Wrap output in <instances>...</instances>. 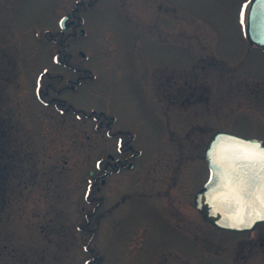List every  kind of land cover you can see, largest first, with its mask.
Instances as JSON below:
<instances>
[{
  "label": "rangeland",
  "instance_id": "rangeland-1",
  "mask_svg": "<svg viewBox=\"0 0 264 264\" xmlns=\"http://www.w3.org/2000/svg\"><path fill=\"white\" fill-rule=\"evenodd\" d=\"M250 2L0 0V264H264V224L214 242L192 207L184 216L195 229L177 230L142 187L161 175L191 202L207 179L202 153L213 131L264 139V51L247 39ZM76 3V36H58ZM163 20L183 70L197 54L181 46L200 49L196 104L183 81L165 92L153 65ZM91 110L129 131L144 160L164 154L156 171H125L103 185L97 163L115 143L86 118Z\"/></svg>",
  "mask_w": 264,
  "mask_h": 264
},
{
  "label": "flooded vegetation",
  "instance_id": "flooded-vegetation-1",
  "mask_svg": "<svg viewBox=\"0 0 264 264\" xmlns=\"http://www.w3.org/2000/svg\"><path fill=\"white\" fill-rule=\"evenodd\" d=\"M90 5L91 3L85 6L84 8L87 9L88 6ZM75 10H77V8H75ZM69 15L70 17L65 23L67 26L66 29L64 31L58 30L57 31L58 36H62L64 34H66L68 37L76 36L75 30L78 26H80L81 18L77 16L74 12H71ZM169 16L170 15L167 13L166 15H164V17H169ZM160 25H161L160 26L161 28H164L163 37L165 40H164V44L162 43L163 45L160 44V47L163 49H159V56L154 60L153 65L157 66L159 70L163 71V73L161 72L162 74L160 75H163L162 80H164L165 92L171 94L172 90L176 91L177 88H173V86L177 87L176 82L183 81L184 82L183 85H185L184 86L185 89L183 91L185 92V90L188 91L192 89V92L189 91L188 93L189 94L188 98L190 99L193 97L192 103L196 104L198 101L194 99V96H196V94L200 91V87H201L199 86L198 81L201 80V78L203 79L205 76V66H204L202 58L198 54L200 53V49L193 51V50H188L186 46L180 45L182 48H184V49L181 48L182 51L191 55L192 57L194 53L197 54L196 61L193 62V59H192L190 67L189 68L187 67L186 69L183 70L181 68L182 63L177 62V61L176 62L172 61L171 55H172L173 49H172V43H171L172 36H171L170 29L173 28V26L167 24L165 20H163V23ZM158 26L159 25L152 26V28H157ZM154 32L160 33V34L162 33L161 31L159 32L154 31ZM59 42H61L60 39H59ZM251 46L254 47L253 45ZM179 70L181 72H179ZM74 71L81 72V70L79 69H75ZM172 72H175V74L177 75L176 78H173ZM84 78L85 77H82V79ZM76 82L79 83V80ZM195 82H197V84ZM66 83L68 84L70 83V81L66 80ZM194 84H196V88H194ZM75 85L69 84L67 87L69 89H74ZM200 85H204V84H200ZM202 94H203V91H202ZM168 111L169 110H166V113H168ZM199 113H201L200 115L201 120L199 119L198 121L203 122V120L205 119L204 113L203 111ZM170 114L171 113L166 115V117H169ZM85 116L86 118L88 117L93 118V120L97 122V126L104 131L105 137L108 140H113L115 143V146L113 148V153H110L108 149H106L100 163L97 165V167L100 168L102 172L100 182L103 185L106 184L108 179L111 178L113 175H120V174H123L125 171L135 172L137 174H142L148 168H149L150 174H153L152 171H156L155 167L153 166L158 165L160 163L159 161L161 160L160 157H164L165 156L164 154L161 156L160 154L158 155V153H156L155 156L156 157L159 156V158L156 159V157L155 158L153 157L152 160H144L142 152L139 149L134 147L135 138L131 135L129 131L119 129V128L115 129L116 126H115L114 118L111 117L109 114H106L103 111L96 112L94 110H91L90 114L89 115L85 114ZM186 121H187V124H190L188 120ZM167 122L169 124L171 123V126L173 125V123H177L176 121L173 122V120L167 121ZM219 130H225V131L235 133L228 129H219ZM219 130L213 131L211 135L209 136V138L207 139V141L210 139V137L212 136L214 132L219 131ZM235 134H238V133H235ZM238 135H241V134H238ZM241 136H244V135H241ZM244 137L255 138V139H260L264 141V139H261L260 137H257L254 135L244 136ZM204 155H205V147L202 153L203 160H204ZM163 167L164 165L160 167V170ZM143 177L145 178V176ZM143 177H141L140 179H142ZM163 180L164 181L166 180L165 178H163V176L156 175L155 180H154L155 185L154 184L142 185V187L146 188L144 189V192L148 193L145 196L154 198L155 201L158 200L155 203H159L162 210H164L168 214V216L170 217V219H168V222L175 229L184 230L186 227V230H187L188 228L187 225H190L192 228L195 229L194 225H196L198 223L197 220H199L200 221L199 225L202 223L201 224L202 227H207V229L212 230V231L210 230L211 235L209 236L211 240H213L214 242L216 241L214 237L220 236L219 234L221 233L238 234V233H233V232L222 231L216 228L212 224L206 222L197 212L195 205H194V197H195L196 192L199 191L204 186L206 181L203 184H201V186L198 187V189L194 192L192 196V201L190 202V200L188 199L189 198L188 193L186 195V191H184V188L182 187V185L176 186L175 184L174 185L160 184L161 182H163ZM96 181L97 179H95V182L93 183V185L96 183ZM143 196L144 195L139 196V198H142ZM101 200H104V198ZM191 207L199 215V217L195 219H191L193 221H196L197 223L191 222L187 216H184L185 215L184 211L188 210V208H191ZM198 240H196V242L199 245L200 240L199 241ZM164 247H167L170 251L177 253L176 251L168 247V245H165ZM199 248H200V245H199Z\"/></svg>",
  "mask_w": 264,
  "mask_h": 264
},
{
  "label": "water",
  "instance_id": "water-1",
  "mask_svg": "<svg viewBox=\"0 0 264 264\" xmlns=\"http://www.w3.org/2000/svg\"><path fill=\"white\" fill-rule=\"evenodd\" d=\"M67 19L64 17L63 23ZM247 36L251 43L264 48V3L253 0L250 4L247 19ZM259 145L264 148V143L258 140L244 138L232 133L218 131L206 145L205 160L210 175L203 189L196 193L194 205L201 217L222 230L233 232L252 231L258 223H264L256 213L264 215L258 199L264 188V172L259 168L255 170L251 179V188L246 203L237 202L230 196V171L229 163L222 158L226 149L242 145Z\"/></svg>",
  "mask_w": 264,
  "mask_h": 264
},
{
  "label": "snow or ice",
  "instance_id": "snow-or-ice-1",
  "mask_svg": "<svg viewBox=\"0 0 264 264\" xmlns=\"http://www.w3.org/2000/svg\"><path fill=\"white\" fill-rule=\"evenodd\" d=\"M264 3V0H261ZM246 7V5H245ZM241 24L244 23V9H241ZM222 158L229 163L231 178L230 196L240 203H246L251 188L252 175L257 168L264 172V148L259 145H242L235 148L226 149L222 153ZM261 208H264V188L258 197ZM261 219L264 215L256 213Z\"/></svg>",
  "mask_w": 264,
  "mask_h": 264
}]
</instances>
